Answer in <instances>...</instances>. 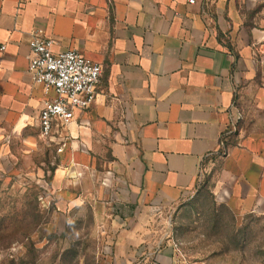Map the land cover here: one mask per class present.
<instances>
[{
  "label": "crops",
  "instance_id": "crops-1",
  "mask_svg": "<svg viewBox=\"0 0 264 264\" xmlns=\"http://www.w3.org/2000/svg\"><path fill=\"white\" fill-rule=\"evenodd\" d=\"M34 36L102 65L61 152L40 131L54 94L31 80ZM30 168L55 225L90 217L95 264H199L173 214L208 182L264 215V0H0V177Z\"/></svg>",
  "mask_w": 264,
  "mask_h": 264
},
{
  "label": "rangeland",
  "instance_id": "rangeland-1",
  "mask_svg": "<svg viewBox=\"0 0 264 264\" xmlns=\"http://www.w3.org/2000/svg\"><path fill=\"white\" fill-rule=\"evenodd\" d=\"M34 172L0 177V264H95L90 217L55 225L53 192L42 198L48 182ZM173 231L187 259L199 264H264V215H235L216 199L211 182L175 211Z\"/></svg>",
  "mask_w": 264,
  "mask_h": 264
},
{
  "label": "built area",
  "instance_id": "built-area-1",
  "mask_svg": "<svg viewBox=\"0 0 264 264\" xmlns=\"http://www.w3.org/2000/svg\"><path fill=\"white\" fill-rule=\"evenodd\" d=\"M195 4L197 0H187ZM29 74L31 80L52 92L54 97L45 100L39 115V126L44 139L59 145L56 128L68 126L75 118L76 110H86L96 99L97 85L102 65L91 61L75 50L55 53L53 41L34 36L29 43ZM42 198L49 190L45 189Z\"/></svg>",
  "mask_w": 264,
  "mask_h": 264
}]
</instances>
